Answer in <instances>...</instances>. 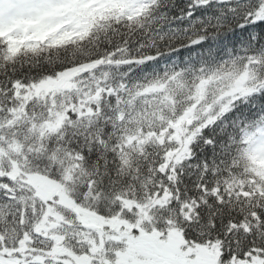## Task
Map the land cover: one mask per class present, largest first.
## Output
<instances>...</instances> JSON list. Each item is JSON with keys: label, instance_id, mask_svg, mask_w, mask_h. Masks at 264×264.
<instances>
[{"label": "snow or ice", "instance_id": "snow-or-ice-1", "mask_svg": "<svg viewBox=\"0 0 264 264\" xmlns=\"http://www.w3.org/2000/svg\"><path fill=\"white\" fill-rule=\"evenodd\" d=\"M0 264H264V0H0Z\"/></svg>", "mask_w": 264, "mask_h": 264}]
</instances>
